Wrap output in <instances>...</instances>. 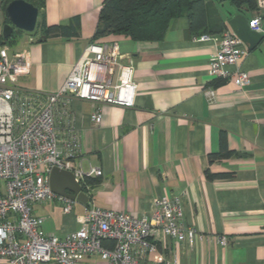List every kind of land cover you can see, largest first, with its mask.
I'll use <instances>...</instances> for the list:
<instances>
[{
	"label": "crops",
	"instance_id": "crops-1",
	"mask_svg": "<svg viewBox=\"0 0 264 264\" xmlns=\"http://www.w3.org/2000/svg\"><path fill=\"white\" fill-rule=\"evenodd\" d=\"M104 1L44 0L46 23L77 17L79 35L39 41L26 32L18 48H11L29 52V70L17 84L42 92L61 87L91 42H116L130 57L136 84L132 106L97 104L101 117L94 125L92 102L70 104L80 142L73 165L102 172L89 179V205L141 216L152 212L154 198L183 194V220L200 236L192 245L160 236L158 256L175 264H264V36L252 49L241 41L246 52L237 65L247 72V84L208 72L221 33L232 30L228 20L249 19L254 10L232 0H205L209 32L202 40L180 15L159 40L108 35L92 41ZM2 4L0 39L7 21ZM207 88L214 90L212 98ZM220 148L231 154L210 161L209 154ZM214 174L222 176L210 177ZM88 203L75 202L64 213L57 199L36 202L32 213L42 219L44 232L63 238L81 226L78 218ZM221 236L225 244L219 243ZM81 264L108 263L93 254Z\"/></svg>",
	"mask_w": 264,
	"mask_h": 264
},
{
	"label": "built area",
	"instance_id": "built-area-1",
	"mask_svg": "<svg viewBox=\"0 0 264 264\" xmlns=\"http://www.w3.org/2000/svg\"><path fill=\"white\" fill-rule=\"evenodd\" d=\"M263 17L264 0H255L248 26L262 36ZM245 52L236 34L225 29L210 56L209 74L218 80L233 79L239 86L247 84V72L237 65ZM28 70L26 48L0 45V264H81L93 254L108 264H175L156 254L158 238L167 236L192 245L200 236L183 220V194L154 198L149 215L102 209L89 205L86 182L100 176L101 170L94 166L84 170L72 162L80 142L71 101L92 102L94 125L101 117L97 104L132 106L136 84L130 57L120 53L116 42H91L61 87L52 92L20 87L18 79ZM205 93L212 98L214 90L207 88ZM53 167L71 171L89 197L78 218L81 226L63 238L44 232L42 219L32 213L34 203L53 199L62 203L64 213L73 209L76 201L50 188L48 174ZM225 242L221 236L219 243Z\"/></svg>",
	"mask_w": 264,
	"mask_h": 264
},
{
	"label": "trees",
	"instance_id": "trees-1",
	"mask_svg": "<svg viewBox=\"0 0 264 264\" xmlns=\"http://www.w3.org/2000/svg\"><path fill=\"white\" fill-rule=\"evenodd\" d=\"M11 0H5L2 8ZM38 9L36 26L31 35L39 41L47 38H71L79 35V22L73 17L65 24L48 25L41 14L44 0H25ZM236 6L245 4L248 9H255V0H232ZM180 15L188 18V30L195 35H206L209 32L205 0H105L99 13V22L92 41L108 35H124L134 40L151 41L163 37L169 22ZM19 31V29H18ZM15 33L0 39V45L13 44ZM231 151L220 148L210 153L209 160L222 158ZM209 176V175H208ZM222 176L221 174L210 177ZM87 178L86 182H89Z\"/></svg>",
	"mask_w": 264,
	"mask_h": 264
},
{
	"label": "water",
	"instance_id": "water-1",
	"mask_svg": "<svg viewBox=\"0 0 264 264\" xmlns=\"http://www.w3.org/2000/svg\"><path fill=\"white\" fill-rule=\"evenodd\" d=\"M7 21L2 26V37L8 38L14 29L31 33L34 31L38 16V9L25 0H11L4 9ZM228 24L243 42L252 49L263 36L252 31L248 26V19L242 15L233 16L228 20ZM48 181L52 192L64 196L70 200L86 204L88 195L79 183L74 179L71 171L53 167L48 174Z\"/></svg>",
	"mask_w": 264,
	"mask_h": 264
},
{
	"label": "rangeland",
	"instance_id": "rangeland-1",
	"mask_svg": "<svg viewBox=\"0 0 264 264\" xmlns=\"http://www.w3.org/2000/svg\"><path fill=\"white\" fill-rule=\"evenodd\" d=\"M13 32L15 33V42L13 44H7L9 45L11 48H18V43L20 42V40L24 37V36H28L26 32H23L21 30L18 31V29H14Z\"/></svg>",
	"mask_w": 264,
	"mask_h": 264
}]
</instances>
